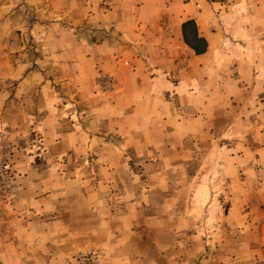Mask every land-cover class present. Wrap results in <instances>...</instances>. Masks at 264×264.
I'll return each instance as SVG.
<instances>
[{"label":"crops","instance_id":"obj_1","mask_svg":"<svg viewBox=\"0 0 264 264\" xmlns=\"http://www.w3.org/2000/svg\"><path fill=\"white\" fill-rule=\"evenodd\" d=\"M23 1L14 10L0 6V169L17 172L0 179V264H64L93 247L106 264H264V0L132 24L127 39L153 35L141 70L126 57L111 61L112 35L40 22ZM189 19L207 41L202 53L184 40ZM100 69L120 80L111 104L97 91ZM201 131L209 156L226 155L216 179L198 172V157L196 176L178 177L196 188L188 227L182 193L173 196V212L161 210L172 196L151 187L144 158L168 144L193 153ZM88 152L98 176L64 171Z\"/></svg>","mask_w":264,"mask_h":264},{"label":"rangeland","instance_id":"obj_2","mask_svg":"<svg viewBox=\"0 0 264 264\" xmlns=\"http://www.w3.org/2000/svg\"><path fill=\"white\" fill-rule=\"evenodd\" d=\"M19 0H0L1 8L10 7L14 10L15 5ZM238 0H24L23 3L35 7L38 20L43 23H55L65 22L70 28V31L78 34H88L89 32L94 33L100 31L105 35H112L113 41L110 42V47L107 49V53L110 51L111 61L116 57H126L125 62L130 63L128 67L134 70H139L149 62L150 55L147 53L148 45L152 42H146L148 39H153V35L147 36L146 41H139L138 38L127 39L124 35L132 34L135 27L132 24L138 22L148 23L154 22V19H158L163 24L171 18L175 17L176 13H182V16L191 15L194 11V7H202L216 4V6H224L225 3H236ZM24 5V6H25ZM34 9V10H35ZM216 15L221 14L222 9H213ZM134 22V23H133ZM239 22V21H238ZM92 30V31H89ZM137 31V30H136ZM148 31L147 30V34ZM135 33V32H134ZM147 44V46H145ZM134 45V47H133ZM103 57L106 54L101 53ZM108 55V54H107ZM190 58H188L189 60ZM185 64V63H184ZM123 79H127V69L123 68ZM235 76L236 74H232ZM141 76V75H140ZM186 80V78H184ZM119 77L116 72L111 69H100L96 78L95 84L98 87V92L104 97V101L111 104L113 96L120 93ZM183 89V103H185L187 96L190 95V88L185 85ZM202 94L206 90H200ZM106 96V97H105ZM111 99V100H110ZM110 100V101H109ZM116 103V102H114ZM86 128V127H85ZM113 135V133H112ZM189 139V138H188ZM219 143H223L224 138L220 137ZM175 138H170L169 143H174ZM195 140H199L198 150L190 153L188 149L190 146H175L174 144H168L167 147L162 148L160 152H150L146 154L144 161L150 166L149 176L151 180V187H159L164 190L165 193L170 194L172 199L166 200L161 203V210L171 206L170 209L174 211L175 199L173 196L175 193H182L183 201V216L184 221L188 227H190V215L193 206L196 205L194 201V190L191 182L187 184H178V177L184 180H191L192 175L196 176L197 168L192 165L193 160L199 158L200 168L198 172L202 171L205 176L218 178L221 172V162L223 157L226 155L222 151L215 153V156H210L206 152L208 146V137L205 131H201L199 137ZM190 145V142L187 143ZM80 158H83V164L79 163ZM215 158V165L212 164V160ZM69 160L67 156L61 157L62 161ZM94 153H80L71 158V166L64 167V171L70 174L71 177H94L98 176V169L94 165ZM206 159L208 160L206 162ZM139 162L142 158L138 159ZM204 161V163H203ZM196 162V161H195ZM211 162V163H210ZM203 164V165H202ZM134 168L136 169V163L134 161ZM192 166V167H191ZM59 174L62 173L61 169L58 168ZM16 171L14 169L2 168L0 169L1 183L4 181L3 177L12 178ZM20 175L25 174L24 170H20ZM136 175L137 170H133ZM156 182V184H154ZM220 190V184H216ZM1 189L3 184L0 185ZM150 187V186H149ZM9 188V185H8ZM178 197H176L177 199ZM152 204L156 201H151ZM164 203V204H163ZM189 230V229H187ZM98 248V247H95ZM73 254V253H72ZM68 254L65 259L70 256ZM179 255V254H178ZM181 259L186 261L190 259V248H184L181 253ZM65 261V260H64ZM199 261L197 264H201Z\"/></svg>","mask_w":264,"mask_h":264},{"label":"built area","instance_id":"obj_3","mask_svg":"<svg viewBox=\"0 0 264 264\" xmlns=\"http://www.w3.org/2000/svg\"><path fill=\"white\" fill-rule=\"evenodd\" d=\"M64 264H106L105 253L100 248L81 249L68 256Z\"/></svg>","mask_w":264,"mask_h":264},{"label":"trees","instance_id":"obj_4","mask_svg":"<svg viewBox=\"0 0 264 264\" xmlns=\"http://www.w3.org/2000/svg\"><path fill=\"white\" fill-rule=\"evenodd\" d=\"M183 36L185 42L195 49L197 53H202L207 49V41L199 35L194 19H189L183 23Z\"/></svg>","mask_w":264,"mask_h":264}]
</instances>
